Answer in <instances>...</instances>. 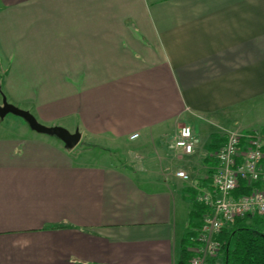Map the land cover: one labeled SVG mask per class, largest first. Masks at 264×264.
Segmentation results:
<instances>
[{
  "label": "crops",
  "instance_id": "0c3cea01",
  "mask_svg": "<svg viewBox=\"0 0 264 264\" xmlns=\"http://www.w3.org/2000/svg\"><path fill=\"white\" fill-rule=\"evenodd\" d=\"M3 98L124 155L92 163L78 143L1 130L0 264H176L175 172L206 188L227 130L264 147V0H0ZM183 124L190 154L170 147Z\"/></svg>",
  "mask_w": 264,
  "mask_h": 264
},
{
  "label": "built area",
  "instance_id": "2783aa9c",
  "mask_svg": "<svg viewBox=\"0 0 264 264\" xmlns=\"http://www.w3.org/2000/svg\"><path fill=\"white\" fill-rule=\"evenodd\" d=\"M134 133L130 139L137 138ZM221 144L211 153L214 165L211 172L210 188L200 189L198 200L207 206V212L194 245L188 250L191 253L189 264H205L217 254L219 243L214 237L220 230L237 217L244 215L264 216V158L263 136L258 130H227L221 133ZM195 138L190 125L179 127L171 148H179L185 154L194 151ZM175 176L188 180L184 170H177ZM244 180L252 185L249 193L234 197L232 192ZM256 183L261 186H256Z\"/></svg>",
  "mask_w": 264,
  "mask_h": 264
},
{
  "label": "trees",
  "instance_id": "16d2710c",
  "mask_svg": "<svg viewBox=\"0 0 264 264\" xmlns=\"http://www.w3.org/2000/svg\"><path fill=\"white\" fill-rule=\"evenodd\" d=\"M218 141L217 137L211 140L208 148L211 151L208 160L212 161L210 155L219 146ZM212 167L213 164H210L207 177L203 181V184L207 186L206 188H210ZM256 186H261V184L256 183ZM251 189L252 185L240 180L232 195L234 197L244 195L249 193ZM186 192L188 195L185 197L191 205L188 212V231L183 233L180 238L176 264H189L191 253L188 248L194 245L193 238L197 236L203 216L207 212V206L198 200L200 189L187 187ZM214 239L219 243L218 252L216 256L209 258L205 264H218V260L221 261V264H264V216L244 215L237 217L233 223L224 226Z\"/></svg>",
  "mask_w": 264,
  "mask_h": 264
},
{
  "label": "rangeland",
  "instance_id": "374dc122",
  "mask_svg": "<svg viewBox=\"0 0 264 264\" xmlns=\"http://www.w3.org/2000/svg\"><path fill=\"white\" fill-rule=\"evenodd\" d=\"M262 117H264V107L262 109ZM44 125H46V124H44ZM47 126H49V125H47ZM262 127L263 126H259L256 129L263 130ZM1 130L11 131V132H15L16 131L17 133H20V132H23V131L24 132H28V133L30 132V133L38 135V136H43V137L45 136V138H54V140L55 139L59 140L62 143V141L60 139H58L57 137H55V136L47 135V134H43V133H38V132L30 129V127L28 126V124L26 123V121L24 119H22L19 116L13 115L11 113H8V114H6L3 117H0V131ZM232 130H239V129H232ZM215 131L221 132L218 129H215ZM263 135H264V132H263ZM143 152L145 153V150ZM72 154H74L73 156H74L75 159L78 158L79 160L88 161V162H92V163H98V164H101V163L105 164V163H107L109 161L113 162V163H118V162H120L122 160L121 158L124 155L123 154V150L121 148L110 147V148H107V149H102V148L93 147V146L85 147L83 143H78L76 145L75 149H73V153ZM126 161H128L127 157H125V163H127ZM128 166H131L132 168L139 167V168L145 169V166H141L140 167V166H137V165L133 166L131 164L128 165ZM195 166L197 168L199 165L195 164ZM194 170H195V172L193 173V175H195V174L201 175L200 173H198L196 171V169H194ZM187 174H189V176H190L189 172ZM135 177H136L138 183L141 184L142 187H145V181L143 180V182H142V180H140L141 176L136 174ZM180 182L185 184V185L182 184L183 186H180V187H181V189L183 188L184 193L186 195H188V193L186 192V188H187V185L190 182V177L186 181L181 179ZM169 183H170V185L172 187V183L171 182H169ZM187 202L189 204L188 207H189V210H190L191 205H190V201L188 199H187ZM189 210H188V212H189ZM188 212H186V214L184 216V220L179 222V226L181 228L180 229L181 230V234H183V233L188 231ZM249 223H251V222L249 221ZM214 256H216V254ZM218 264H221L220 260H218Z\"/></svg>",
  "mask_w": 264,
  "mask_h": 264
},
{
  "label": "water",
  "instance_id": "95a60500",
  "mask_svg": "<svg viewBox=\"0 0 264 264\" xmlns=\"http://www.w3.org/2000/svg\"><path fill=\"white\" fill-rule=\"evenodd\" d=\"M8 113L21 117L26 121L32 130L38 133L57 137L64 143L67 149H73L80 140V133L78 130L70 132L66 128L59 125L47 126L41 124L28 110L19 108L7 102L6 99L3 98L0 104V117H3Z\"/></svg>",
  "mask_w": 264,
  "mask_h": 264
}]
</instances>
